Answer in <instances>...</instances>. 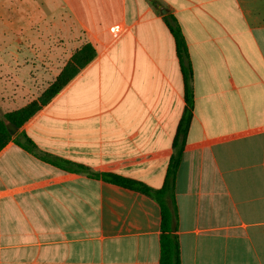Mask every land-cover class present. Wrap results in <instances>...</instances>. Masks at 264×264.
<instances>
[{"label": "crops", "instance_id": "0c3cea01", "mask_svg": "<svg viewBox=\"0 0 264 264\" xmlns=\"http://www.w3.org/2000/svg\"><path fill=\"white\" fill-rule=\"evenodd\" d=\"M57 18L95 56L12 135L58 166L13 140L0 151V264H159L158 204L91 175L162 186L185 109L168 22L193 95L174 182L180 264H264V0H0V116L33 99L24 75L54 74L39 46Z\"/></svg>", "mask_w": 264, "mask_h": 264}, {"label": "trees", "instance_id": "16d2710c", "mask_svg": "<svg viewBox=\"0 0 264 264\" xmlns=\"http://www.w3.org/2000/svg\"><path fill=\"white\" fill-rule=\"evenodd\" d=\"M168 27L175 40L176 54L180 64L184 86L185 109L178 123L177 131L172 142L174 151L168 161L162 186L160 189L155 190L141 182L113 174H103L101 176L92 174L91 176L139 192L154 200L159 206L160 214L159 264H180L179 246L176 234L177 209L174 199V182L182 158L187 131L192 119L193 95L188 85L190 70L187 66L188 55L184 38L176 24L168 22ZM94 56L95 50L93 46L87 42L83 43L81 47L67 59L55 79L48 84L38 97L28 102L22 108L4 113L0 116V151L8 144V142L13 140L19 148L40 161L58 166L48 155L37 153L34 143L25 135L20 134L13 138V136L7 131L6 124H12L17 129H20L40 109L46 106L83 67L90 63ZM21 138L25 139L23 143L20 142Z\"/></svg>", "mask_w": 264, "mask_h": 264}, {"label": "rangeland", "instance_id": "374dc122", "mask_svg": "<svg viewBox=\"0 0 264 264\" xmlns=\"http://www.w3.org/2000/svg\"><path fill=\"white\" fill-rule=\"evenodd\" d=\"M28 5H33V1H28ZM51 22L48 21L47 25L46 23L44 24L42 45L39 46V50L54 56V60L49 58H44L43 60L44 68L51 66L54 74L50 75L44 71V74L40 75L38 71L34 72L32 70L30 74L24 75L23 78H27L28 82L30 80L31 83H34L31 91L27 93L28 98L30 96H32L33 99L38 97L48 84L55 79L67 59L79 49L83 43H86L82 38L81 32L67 19L57 18ZM34 46L33 43L28 44V48L32 51H34ZM31 63H34V61ZM2 74H0V91L6 80V77ZM24 74L27 73L24 72Z\"/></svg>", "mask_w": 264, "mask_h": 264}, {"label": "built area", "instance_id": "2783aa9c", "mask_svg": "<svg viewBox=\"0 0 264 264\" xmlns=\"http://www.w3.org/2000/svg\"><path fill=\"white\" fill-rule=\"evenodd\" d=\"M122 28L119 25L112 26L109 31L112 34L113 37H116L120 34Z\"/></svg>", "mask_w": 264, "mask_h": 264}, {"label": "water", "instance_id": "95a60500", "mask_svg": "<svg viewBox=\"0 0 264 264\" xmlns=\"http://www.w3.org/2000/svg\"><path fill=\"white\" fill-rule=\"evenodd\" d=\"M6 128L10 135H14L17 132V128L12 124H6ZM21 142H24V139H21Z\"/></svg>", "mask_w": 264, "mask_h": 264}]
</instances>
